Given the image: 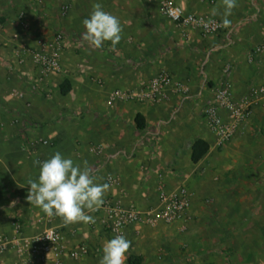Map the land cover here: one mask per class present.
Masks as SVG:
<instances>
[{"label": "crops", "instance_id": "1", "mask_svg": "<svg viewBox=\"0 0 264 264\" xmlns=\"http://www.w3.org/2000/svg\"><path fill=\"white\" fill-rule=\"evenodd\" d=\"M171 1L201 17L221 23L224 18L222 0ZM95 3L121 22L115 50L110 41L95 49L83 39L82 22ZM236 3L231 25L203 36L164 18L157 0H0V235L35 237L53 228L62 251L87 248L77 260L63 256L64 264H99L110 240L103 231L104 204L94 212L85 209L94 223L66 225L27 200L28 181H38L40 171L34 161L59 151L82 168L87 161L94 182L110 185L104 203L144 214L162 207L160 188L167 196L188 191L184 225L137 223L123 230L131 241L125 264H264V195L229 192L233 179L226 174L232 167L214 166L219 146L201 116L222 83H230L235 98L264 84V49L254 53L264 46V0ZM56 34L70 41L61 53L63 72L41 77L28 53ZM161 71L171 76L166 100L139 101L142 85ZM177 83L187 86L188 98L175 92ZM116 91L124 97H113ZM262 113L264 102L241 133L256 126ZM136 115L142 117L141 129ZM199 139L209 150L193 163L191 146ZM205 217L207 242L197 232ZM53 257L18 256L9 248L0 264H50Z\"/></svg>", "mask_w": 264, "mask_h": 264}, {"label": "built area", "instance_id": "2", "mask_svg": "<svg viewBox=\"0 0 264 264\" xmlns=\"http://www.w3.org/2000/svg\"><path fill=\"white\" fill-rule=\"evenodd\" d=\"M219 0H208L212 5ZM159 13L168 21L197 33L206 35H217L225 30L222 23L216 19L201 17L183 7L173 3L171 0H157ZM21 25L26 26L20 17ZM70 44L68 38L62 34H56L53 42L37 41L36 46L28 54L31 55L32 64L39 70L40 76L44 77L51 73L63 72L61 53ZM264 49V46H257L254 53ZM23 61L22 57L20 59ZM229 66L224 67V72H229ZM23 80H30L27 74H22ZM171 82V76L166 71L159 72L156 76L142 85L137 93L141 102L166 100L165 86ZM175 92L182 98H188L189 90L186 85L177 83L174 85ZM113 97L122 98L124 95L119 91ZM264 102V84L253 86L247 94L235 98L230 83L225 82L219 85L210 101L201 110V116L206 122L208 130L216 137L217 145L223 146L232 141L241 133L243 124L249 119L252 112ZM46 144V141H43ZM109 183H113L111 177ZM160 199L163 205L158 210L150 209L141 213L135 207L124 208L118 204L105 202L103 207L106 210V217L103 219V231L108 233L110 239L123 233V230L131 224L144 223L154 226L158 223L163 225H184L188 221V209L190 195L185 188H181L174 196H167L160 188ZM18 228V226H17ZM183 228V227H182ZM61 241L60 233L53 228L46 230L41 235L26 237L18 234L13 239L0 235V255L12 248L18 256H44L48 253L54 255L50 264H64L63 256L77 260L85 255V245H75L68 251H62L59 247Z\"/></svg>", "mask_w": 264, "mask_h": 264}, {"label": "clouds", "instance_id": "3", "mask_svg": "<svg viewBox=\"0 0 264 264\" xmlns=\"http://www.w3.org/2000/svg\"><path fill=\"white\" fill-rule=\"evenodd\" d=\"M225 7L222 25L229 27L228 17L237 7L236 0H222ZM212 14H217L213 8ZM86 29L83 39L95 49H99L106 41L111 42L113 50L122 39L123 28L118 17L103 10L100 3L93 4L90 16L83 20ZM40 165L38 181L29 180L30 190L27 200L40 207L49 216L61 217L63 222L73 224L78 222L94 223V218L85 213L94 212L104 204V194L110 185L95 183L92 170L84 162L82 168L74 164L70 158H64L57 151L50 159L43 162L36 160ZM131 247V241L123 234L116 235L103 245V255L99 264H125L126 253Z\"/></svg>", "mask_w": 264, "mask_h": 264}, {"label": "rangeland", "instance_id": "4", "mask_svg": "<svg viewBox=\"0 0 264 264\" xmlns=\"http://www.w3.org/2000/svg\"><path fill=\"white\" fill-rule=\"evenodd\" d=\"M259 116L258 124L251 126L246 135L239 134L232 141L220 146L215 153L214 166L232 167L226 174H230L231 180L233 179L232 186H229L231 193L264 195V113ZM201 228L199 231L196 230L200 232L198 240L205 242L207 217ZM196 231H193V234ZM179 241L180 239L176 240Z\"/></svg>", "mask_w": 264, "mask_h": 264}, {"label": "trees", "instance_id": "5", "mask_svg": "<svg viewBox=\"0 0 264 264\" xmlns=\"http://www.w3.org/2000/svg\"><path fill=\"white\" fill-rule=\"evenodd\" d=\"M61 93H66L64 87L61 88ZM135 123L137 128H143L142 117L140 115H136ZM209 150V145L203 140H196L191 146V161L193 163L198 162Z\"/></svg>", "mask_w": 264, "mask_h": 264}]
</instances>
